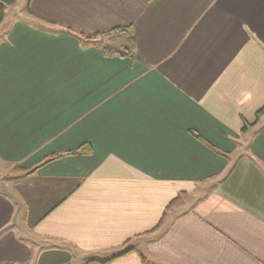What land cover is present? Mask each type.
Here are the masks:
<instances>
[{
	"label": "crops",
	"instance_id": "obj_1",
	"mask_svg": "<svg viewBox=\"0 0 264 264\" xmlns=\"http://www.w3.org/2000/svg\"><path fill=\"white\" fill-rule=\"evenodd\" d=\"M30 9L0 23V264H264V0ZM124 27L130 58L79 37Z\"/></svg>",
	"mask_w": 264,
	"mask_h": 264
},
{
	"label": "trees",
	"instance_id": "obj_2",
	"mask_svg": "<svg viewBox=\"0 0 264 264\" xmlns=\"http://www.w3.org/2000/svg\"><path fill=\"white\" fill-rule=\"evenodd\" d=\"M14 2H15V0H0V13H1L0 23L3 21V18H4V7H5V5L10 6V5L14 4ZM79 37L83 41L94 43L97 47L99 46L98 48L103 52L105 57H113L115 55H118V57H121V58H130V56L134 50L133 32L131 30V27L117 28V29H114L108 33L98 34V35H94V36L80 35ZM102 37L103 38L106 37V38H109L111 40H114L113 42L116 45L106 44L105 42L103 44L100 43L99 40ZM263 113H264V108L261 109L259 112H257L256 123L258 122L260 116ZM242 131L245 132L246 127ZM82 154H87V150L85 151V149H81L75 153H68L65 155L52 156L43 164V166L48 164V163L59 160V159L63 158L64 156L82 155ZM163 223H164V218L162 219V221L159 225V228H161L163 226ZM132 251H133V249L123 251V252H121L115 256H112L110 259H104V260H101L100 262L95 261V260H90L86 264H91V263L107 264V263H110L117 258H120V257L127 255L128 253H130ZM143 261L145 262L144 259H143Z\"/></svg>",
	"mask_w": 264,
	"mask_h": 264
},
{
	"label": "rangeland",
	"instance_id": "obj_3",
	"mask_svg": "<svg viewBox=\"0 0 264 264\" xmlns=\"http://www.w3.org/2000/svg\"><path fill=\"white\" fill-rule=\"evenodd\" d=\"M32 0H15L14 4L10 5V6H6V11L4 13V17H13V18H23V19H31L30 18V3ZM32 19H34V17H32ZM40 23L42 24L43 21H40ZM47 28L51 27V24L49 23V26L46 25ZM55 28V27H53ZM100 43H106V44H111V45H116L114 44V40H111L109 38H101ZM262 116V115H261ZM19 175V174H18ZM18 175L16 174H10V178L11 180H14V178L18 177ZM2 178V177H1ZM129 246V245H128ZM123 252V251H122Z\"/></svg>",
	"mask_w": 264,
	"mask_h": 264
}]
</instances>
